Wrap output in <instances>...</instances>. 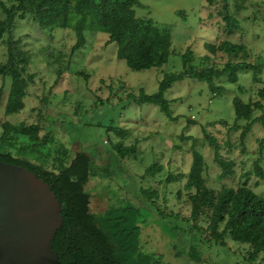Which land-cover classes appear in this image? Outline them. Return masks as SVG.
Segmentation results:
<instances>
[{"label":"rangeland","instance_id":"374dc122","mask_svg":"<svg viewBox=\"0 0 264 264\" xmlns=\"http://www.w3.org/2000/svg\"><path fill=\"white\" fill-rule=\"evenodd\" d=\"M139 1L143 7L138 9V16L151 19L172 38L173 55L168 65L160 70L132 71L118 60L117 43L106 46L108 34L87 32L85 45L73 53L74 31L59 29L52 33L18 20L14 40H19L21 48L30 54L28 72L35 78L25 99L26 108L6 117L4 108L11 79L0 77V90L4 88L0 121L42 125V136L48 140L39 147L44 153L55 146L49 141L51 137L73 154L87 151L99 171L108 169L111 173L110 177H93L88 182L91 212L103 214L113 204L144 206L148 209L143 210L148 219L141 236L144 250L163 255L168 264H197L188 257H175L172 240L157 224L162 217L168 222L171 214L182 218L191 214L184 190L186 181H165L171 174L187 173L196 150L205 158L204 177L211 188L247 185L264 197V178L257 174V166L264 172V109L256 110L250 122L236 123L233 105L234 99L240 98L245 103L264 106V100L258 97L264 89V0H217L213 7L205 0ZM4 18L0 9V19ZM229 24H234L233 28ZM223 42L243 46L245 52L230 57L223 51L212 54L207 49L209 44L218 46ZM189 51L194 54L196 67L212 63L223 67L232 61L244 62L253 69L239 72L237 83L226 77L219 80L217 85L224 89L222 95L213 94L206 83L190 79L176 83L166 98L177 121L168 119L156 106H140L130 98L142 90L150 95L157 93L166 74L183 70L182 55ZM6 61L7 47L0 41V65ZM251 122L252 129L242 140V133ZM111 126L127 131V135L121 138L108 131ZM3 133L0 127V136ZM206 135L218 141L223 159L234 162V176L220 178L222 168ZM11 141L20 146L31 143L16 136ZM118 143L136 146L137 152L121 159L113 150ZM14 154L19 156L16 150ZM29 154L30 149H26L23 157L28 158ZM153 165H162L164 170L153 177L146 175ZM149 190L158 191V198L149 201ZM189 242L184 238L185 245ZM201 250L206 255L205 264H251L247 261V247L230 240L226 247L212 245L208 249L206 244Z\"/></svg>","mask_w":264,"mask_h":264},{"label":"trees","instance_id":"16d2710c","mask_svg":"<svg viewBox=\"0 0 264 264\" xmlns=\"http://www.w3.org/2000/svg\"><path fill=\"white\" fill-rule=\"evenodd\" d=\"M205 1L210 7L217 4V0ZM142 7L139 0H0V9L5 16L0 19V41L7 47V61L0 65V77L11 79L5 116L17 115L26 108L25 99L35 78L28 72L30 54L21 48L19 40H14L18 20L36 24L43 31L52 33L59 29L74 31L76 44L73 53L85 45L87 32L108 34L106 46L117 43L118 60L124 61L132 71L160 70L169 64L173 55L172 38L151 19L138 16V9ZM229 26L233 28L234 24ZM207 49L212 54L223 51L230 57L245 52L243 46L232 42L218 46L209 44ZM182 62L183 70L166 74L157 93L150 95L142 90L138 96L130 95V98L140 106H156L168 119L177 121L171 102L166 98L176 83L186 79L206 83L213 94L222 95L224 89L217 85L219 80L226 77L229 82L237 83L239 72L253 69L244 62L232 61L223 67L214 63L196 67L194 54L190 51L182 55ZM3 92L4 88L0 90V99ZM258 97L264 100V89L259 91ZM233 105L236 123L250 122L256 110L264 109L261 103H245L240 98L234 99ZM190 123L193 122L190 120ZM253 123L246 125L242 140ZM223 124L227 125L226 122ZM0 127L4 129L0 136V161L25 167L36 174L51 185L62 204L63 227L52 242L61 264H168L163 255L144 250L141 236L148 220L143 212L147 208L131 203L126 206L113 204L103 214L91 212V193L86 189L88 182L93 177H110L111 173L108 169L99 171L87 151L82 149L73 154L66 145L51 137L49 141L55 146L44 153L39 147L45 146L48 140L42 136V125L29 126L24 122L14 125L6 120L0 121ZM108 131L121 138L127 135V131L112 126ZM14 136L31 143L20 146L11 141ZM206 138L222 168L220 178L234 176V162L221 157L220 144L215 138L208 135ZM26 149H30L28 158L23 157ZM113 150L124 159L134 155L137 147L118 143L114 144ZM163 170L162 165H153L147 169L146 175L153 177ZM205 170L204 156L194 150L189 171L171 174L165 181L171 184L185 180L184 190L191 207L188 218L171 214L167 217L168 222L165 217L157 221L162 232L172 240L171 246L177 251L175 257H188L192 262L205 264L208 262L206 255H202V246L207 244L208 249L212 245L226 247L230 240L247 247L249 263L264 264V197L247 185L220 190L211 188L204 177ZM257 174L264 178V172L258 166ZM146 195L152 201L159 193L149 190ZM184 238L190 244L185 245Z\"/></svg>","mask_w":264,"mask_h":264},{"label":"water","instance_id":"95a60500","mask_svg":"<svg viewBox=\"0 0 264 264\" xmlns=\"http://www.w3.org/2000/svg\"><path fill=\"white\" fill-rule=\"evenodd\" d=\"M63 223L51 185L0 161V264H61L52 242Z\"/></svg>","mask_w":264,"mask_h":264}]
</instances>
